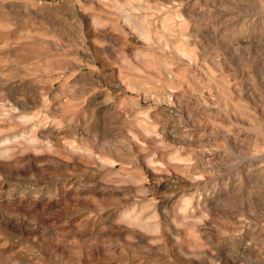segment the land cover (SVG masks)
Segmentation results:
<instances>
[{
	"label": "rangeland",
	"instance_id": "374dc122",
	"mask_svg": "<svg viewBox=\"0 0 264 264\" xmlns=\"http://www.w3.org/2000/svg\"><path fill=\"white\" fill-rule=\"evenodd\" d=\"M0 264H264V0H0Z\"/></svg>",
	"mask_w": 264,
	"mask_h": 264
}]
</instances>
